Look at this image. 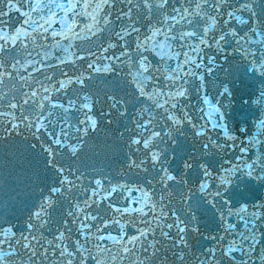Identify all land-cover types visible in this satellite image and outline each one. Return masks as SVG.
Returning <instances> with one entry per match:
<instances>
[{
  "label": "snow or ice",
  "instance_id": "1",
  "mask_svg": "<svg viewBox=\"0 0 264 264\" xmlns=\"http://www.w3.org/2000/svg\"><path fill=\"white\" fill-rule=\"evenodd\" d=\"M237 56L251 118L234 133L224 65ZM101 103L144 179L77 166ZM0 129L31 140L51 173L19 233L0 221V264H166L168 251L178 264H264V198L238 203L264 185V0H0ZM209 216L215 244L186 253Z\"/></svg>",
  "mask_w": 264,
  "mask_h": 264
},
{
  "label": "water",
  "instance_id": "2",
  "mask_svg": "<svg viewBox=\"0 0 264 264\" xmlns=\"http://www.w3.org/2000/svg\"><path fill=\"white\" fill-rule=\"evenodd\" d=\"M237 77H240V78L237 79ZM254 79L256 78L252 77V80ZM210 80H211V77H210ZM232 82H233V85H232L233 86V97L231 98L232 103L229 108L225 109V112L227 115L226 120L229 126V130L235 133L237 132L240 126L244 125L247 119L251 118L249 114V109L246 106L242 105L240 101L246 94H249L251 92L252 88H251V80L248 77H244V76L242 77V76L235 75V76H232ZM224 102L228 103L227 100H225ZM2 140H4V144L1 146L3 147L2 151H5V154H7L9 158H12L13 155L11 154V147L12 146L15 147L12 144V137L9 136L6 139H2ZM188 142H190V140H188ZM16 149L19 151L21 150L19 148H16ZM12 180L17 185H21L23 183L26 184V182H24L20 178H14ZM252 188L254 192L245 190L244 195L238 198V203L247 202L251 204L252 200L255 197L264 198V185L253 184ZM0 221H3V220L0 218ZM199 226H200L201 232H205L209 235L218 234L219 232L218 222H213L210 216L206 218H202Z\"/></svg>",
  "mask_w": 264,
  "mask_h": 264
}]
</instances>
